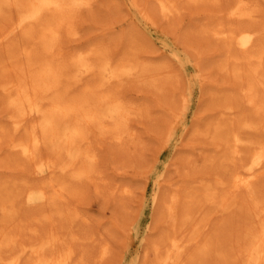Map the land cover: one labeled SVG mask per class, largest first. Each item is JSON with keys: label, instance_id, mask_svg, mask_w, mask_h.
Masks as SVG:
<instances>
[{"label": "bare ground", "instance_id": "6f19581e", "mask_svg": "<svg viewBox=\"0 0 264 264\" xmlns=\"http://www.w3.org/2000/svg\"><path fill=\"white\" fill-rule=\"evenodd\" d=\"M95 1L0 0V160L14 168L0 175V264H104L110 231L73 203L93 190L133 210L143 186L140 175H119L116 158L111 174L102 152L144 146L135 123L152 118V104L130 86L162 92L173 77L142 57L153 46L145 37L120 52L100 39L69 44ZM132 1L153 22L206 7L191 30L203 47L217 44L207 56L219 73L211 78L192 46L205 82L160 183L140 264H264V6ZM190 96L172 93L167 111L180 107L185 121Z\"/></svg>", "mask_w": 264, "mask_h": 264}, {"label": "rangeland", "instance_id": "374dc122", "mask_svg": "<svg viewBox=\"0 0 264 264\" xmlns=\"http://www.w3.org/2000/svg\"><path fill=\"white\" fill-rule=\"evenodd\" d=\"M259 1L264 6V0ZM152 3H148L149 8H153ZM205 12L206 7L193 6L186 9L185 13L176 16L173 21L161 18L157 13L156 22H153L132 0H97L94 7L83 8L81 26L76 33L77 38L68 42L74 43V47L81 45L85 47L91 43H97L100 39L108 41L115 51L120 52L130 40L144 41L143 37H145L153 46L151 50L148 48L149 50L143 51L142 57L165 64L173 77L172 83L168 84L162 92L157 88L152 90L151 85L142 82L133 83L130 86L129 93L139 95V98L142 94H146L147 100H150L152 104V118L144 117L135 123L139 134L138 139L141 140L139 148L144 146L136 152L117 153L113 147L104 148L102 152L103 163L105 166L109 165L108 171L111 174L114 173V164L120 160L125 163L117 171L125 173L119 175H126V173L135 177L140 175L143 186L135 200L131 201L132 212L126 209L121 201L116 203L106 201L102 195H98L93 190L88 191L85 196L82 194L83 197L81 196L79 201L77 199L73 203L79 210L81 209V212H89L88 214L97 225H100L101 230L110 231L111 252L104 264H140L145 240L150 230L155 197L173 152L181 145L185 124L190 123L196 111L201 88L205 82L202 73L204 70L197 66L198 55L192 46L198 47V53L204 51L203 54L207 58L203 56L201 60L205 70L211 74L210 77L218 78L219 76L209 56L210 52H215L217 44L211 45L210 48L203 47L207 40L201 39V36L199 38L191 30V26L200 21ZM207 53H209L208 56ZM174 92L178 98L177 102L182 97L191 95L189 100L191 107L186 113L185 121L179 116L180 107L173 108L172 112L167 111L175 102L171 99ZM1 108L4 106L0 105V119L5 116ZM169 123L173 124V128L166 142L162 136ZM158 149L160 151L156 158L153 152ZM112 158H116L117 161H113ZM0 165V175L14 170L12 166L1 160Z\"/></svg>", "mask_w": 264, "mask_h": 264}]
</instances>
